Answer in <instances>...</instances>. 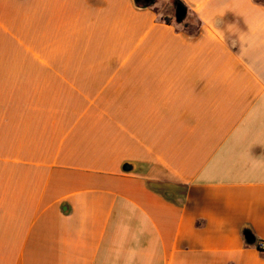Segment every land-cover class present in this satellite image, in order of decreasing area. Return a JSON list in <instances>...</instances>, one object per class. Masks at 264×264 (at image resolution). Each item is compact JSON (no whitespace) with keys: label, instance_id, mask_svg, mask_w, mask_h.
Wrapping results in <instances>:
<instances>
[{"label":"crops","instance_id":"0c3cea01","mask_svg":"<svg viewBox=\"0 0 264 264\" xmlns=\"http://www.w3.org/2000/svg\"><path fill=\"white\" fill-rule=\"evenodd\" d=\"M182 1L0 0V264H264V0Z\"/></svg>","mask_w":264,"mask_h":264},{"label":"rangeland","instance_id":"374dc122","mask_svg":"<svg viewBox=\"0 0 264 264\" xmlns=\"http://www.w3.org/2000/svg\"><path fill=\"white\" fill-rule=\"evenodd\" d=\"M149 7H153L158 13L160 18L169 19L180 30L193 35H198L201 28V22L192 11L189 10L188 18L183 24H177L175 20V8L173 0H156L155 4Z\"/></svg>","mask_w":264,"mask_h":264},{"label":"water","instance_id":"95a60500","mask_svg":"<svg viewBox=\"0 0 264 264\" xmlns=\"http://www.w3.org/2000/svg\"><path fill=\"white\" fill-rule=\"evenodd\" d=\"M136 4H139L141 1H145L148 3L150 0H134ZM173 5L175 8V20L177 24H183L188 18L189 9L188 6L182 0H173ZM146 4L143 7H147ZM134 169V165L131 163H126L124 165V170L126 172H130ZM243 235L245 237V241L248 245H255L257 242V238L252 232L250 228H245L243 230Z\"/></svg>","mask_w":264,"mask_h":264},{"label":"flooded vegetation","instance_id":"af4514ba","mask_svg":"<svg viewBox=\"0 0 264 264\" xmlns=\"http://www.w3.org/2000/svg\"><path fill=\"white\" fill-rule=\"evenodd\" d=\"M155 1L156 0H150L148 3H146L145 1H141L138 5L141 6V7H143V6H145L147 4L148 5L147 7H149V6L154 5L155 4Z\"/></svg>","mask_w":264,"mask_h":264},{"label":"trees","instance_id":"16d2710c","mask_svg":"<svg viewBox=\"0 0 264 264\" xmlns=\"http://www.w3.org/2000/svg\"><path fill=\"white\" fill-rule=\"evenodd\" d=\"M161 20H163L164 22H166V23H168V24H173L169 19L161 18Z\"/></svg>","mask_w":264,"mask_h":264},{"label":"built area","instance_id":"2783aa9c","mask_svg":"<svg viewBox=\"0 0 264 264\" xmlns=\"http://www.w3.org/2000/svg\"><path fill=\"white\" fill-rule=\"evenodd\" d=\"M260 248H264V244L263 243H260Z\"/></svg>","mask_w":264,"mask_h":264}]
</instances>
